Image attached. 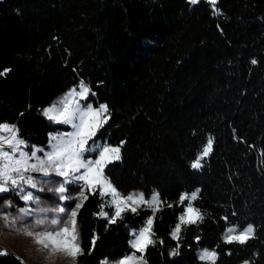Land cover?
Here are the masks:
<instances>
[{
    "label": "trees",
    "instance_id": "16d2710c",
    "mask_svg": "<svg viewBox=\"0 0 264 264\" xmlns=\"http://www.w3.org/2000/svg\"><path fill=\"white\" fill-rule=\"evenodd\" d=\"M0 73V123L28 145H47L56 126L41 109L77 82L108 106L98 136L123 145L104 174L122 194L156 191L173 205L156 213L147 264H204L199 248L215 250L216 264H264V0H0ZM195 190L203 220L173 239L180 196ZM86 195L75 264L132 254L150 209L109 224L95 215L101 204L112 215L107 196ZM232 225L253 237L226 243ZM0 251V264H25Z\"/></svg>",
    "mask_w": 264,
    "mask_h": 264
},
{
    "label": "snow or ice",
    "instance_id": "6c2138e0",
    "mask_svg": "<svg viewBox=\"0 0 264 264\" xmlns=\"http://www.w3.org/2000/svg\"><path fill=\"white\" fill-rule=\"evenodd\" d=\"M191 4H197L198 0H189ZM209 3L215 9L217 0H209ZM252 63H256L255 60ZM7 70H5L6 72ZM3 74V73H0ZM91 93V89L81 81L78 89H71L58 104L44 110V115L55 123L70 125L72 132L50 135L49 143L51 150L44 152L43 157L37 156V152H43V149L33 148L31 154L25 152L26 142L19 138V130L15 125L0 123V193L8 192L10 189H16L23 193L21 198L25 202H38V198L32 192H26L25 186L37 191L43 192L35 177L30 173H39L44 177L55 175L62 178L57 186L48 188L58 195L60 201L72 199L67 195V185L73 182L81 183L79 195L75 197L78 201L75 207L68 211L65 207L43 208L41 212H53L57 216L48 220L45 218L36 219L34 227H44L43 231H33L28 226H24L19 231L32 237L34 242L41 245L42 248L50 254L62 253L71 258L75 264L78 256L83 255V249L79 242V230L77 225L78 212L87 200L86 191L95 193L99 190V195L103 199L110 196L108 202L110 207L114 208V213L109 216L104 211V204L100 205V212L96 213L100 217L106 218L109 224H114L123 217L126 212L138 214L140 208L150 209L152 215L149 216L144 226L133 233V239L130 241L132 249L131 255H126L118 261V264H147L144 253L147 248L156 243L154 239L153 225L156 213L161 211L164 206L171 208L172 204L165 205L160 199L159 193L154 194L151 199H145L143 193H133L127 196L121 193L112 185L104 175V169L107 164L121 159L120 145L104 144L98 147V155L95 159L85 158V153L96 149L90 148L89 141L93 140L97 132L107 123L109 119L108 106L101 104L99 107H93L88 104L83 107L80 103ZM94 95V93H91ZM213 139L210 137L203 147V150L192 163L194 169L200 168L201 160L207 157L212 150ZM23 146V147H22ZM34 161V162H33ZM46 183V182H45ZM198 191L191 195L184 193L180 196L179 202L183 204L188 201L184 211L179 216V222L172 231L173 239L179 240L182 226L193 225L203 220V215L198 208L192 204L198 196ZM20 216H3V219L9 222V226L16 225L18 220L31 215L32 210L27 208L19 209ZM59 214H65L66 219H61ZM254 235V229L249 226L243 231L237 232L235 228H229L224 236L226 243L237 242L245 244ZM97 237L93 234L92 245L95 247ZM199 240V237H197ZM163 243V241H161ZM178 251V249L176 250ZM176 251L172 254L175 255ZM139 253L140 255H137ZM0 254H7L6 251H0ZM218 253L215 250L205 249L199 256L204 264H216Z\"/></svg>",
    "mask_w": 264,
    "mask_h": 264
},
{
    "label": "rangeland",
    "instance_id": "374dc122",
    "mask_svg": "<svg viewBox=\"0 0 264 264\" xmlns=\"http://www.w3.org/2000/svg\"><path fill=\"white\" fill-rule=\"evenodd\" d=\"M79 84H80V82H77L74 85L67 88L66 90H64L63 92H61L60 94H58L47 106H45L43 109H41V114L44 117H46L43 114L44 110L51 107L54 104H58V102L61 100V98H63L71 89H73V88L78 89ZM88 97H89V95H88ZM88 97L86 99L80 101V103L83 107H86L88 104H92L93 107H99L101 105V104L94 105L91 101H87ZM49 121L51 124L56 126L55 130L49 134V138H50V135L63 134V133H68V132L73 131V129L70 125L55 123L52 120H49ZM104 144H108V143L105 142L101 136H98V132H97V134L93 138V140L89 141L90 148H93L96 150L89 151V152L85 153V158L95 159L96 156L98 155V147L102 146ZM113 146H116V145H113ZM34 147L44 150L43 152H37V156H39V157H43L44 152L51 150L49 141H48L46 146L28 145L26 143V147H23V150L25 152L31 154ZM30 174L33 177H35V179L40 184V186L44 187L45 190L43 192H40V191H37L35 189H31V188H28L27 186H25V191L26 192H29V191L32 192L33 195L38 198V202H32V201L25 202V201H23V199L21 198L23 193H19L18 190L15 193H11V194H16V198H14L12 195H10V196L8 195V197L4 199L2 205H0V245L5 250L14 253L25 264H73V261L71 260V258L64 256L62 253L50 254L48 251L44 250L41 245L36 244L32 237L25 235L22 231H19L18 229H21L24 226H28L33 231H43L44 227H48L47 225L41 226V227H34L35 220L40 219V218H45V219L50 220V219L56 217L57 214L53 213V212L44 213V212H41L40 209H43V208L51 209V208H56V207H65L68 211H71V209L74 208L75 204L78 202L75 199V197H77L79 195V192L81 190V183L80 182H73V183L68 184L67 185V188H68L67 195H69L70 197H73V198L69 199L67 201H60L58 195L52 191H48V188H52V187L57 186L58 183L62 181L61 177H58L55 175L44 177L41 174L35 173V172L30 173ZM107 178L112 183V185L115 187L113 180L109 177H107ZM196 191L197 190H195L193 192H196ZM88 192L89 191H86V194ZM193 192H190L187 194L191 195V193H193ZM6 193H8V192H6ZM133 193H143V191L142 190H135V191H131L128 194H122L121 193V195L127 196V195L133 194ZM156 193H157L156 191H153L149 196H145V194L144 193L143 194H144L145 199H151V197ZM110 199H111V197L107 196L108 202L110 201ZM187 203H188V201H186L184 208L186 207ZM108 205H109V203H108ZM20 208L31 209L32 214L23 217V219H21V220H18L16 225L9 226V222L4 220L3 216L7 215L10 218L11 217H18V216H20V212H19ZM112 209H113V211H112V214H113L114 208L112 207ZM151 215H152V212H151ZM59 217L61 219L67 218L65 214H59ZM178 222H179V220H178ZM229 228H235L237 232L243 231V230H238L236 226L232 225V226L227 227V229L224 231V234H223L224 236L227 233V230ZM173 229H172V231H173ZM139 230L133 231L132 233L138 232ZM172 231H171V235H172ZM204 250L205 249L199 248L196 251L197 256L199 257L200 254L202 253V251H204ZM209 251H211V250H209ZM129 255H131V254H129ZM122 258L123 257H120V258H118L116 260H112V261L106 260L103 262V264H118V261Z\"/></svg>",
    "mask_w": 264,
    "mask_h": 264
},
{
    "label": "built area",
    "instance_id": "2783aa9c",
    "mask_svg": "<svg viewBox=\"0 0 264 264\" xmlns=\"http://www.w3.org/2000/svg\"><path fill=\"white\" fill-rule=\"evenodd\" d=\"M16 127V126H15ZM17 190L16 189H10L8 192H16ZM5 250V249H4Z\"/></svg>",
    "mask_w": 264,
    "mask_h": 264
},
{
    "label": "crops",
    "instance_id": "0c3cea01",
    "mask_svg": "<svg viewBox=\"0 0 264 264\" xmlns=\"http://www.w3.org/2000/svg\"><path fill=\"white\" fill-rule=\"evenodd\" d=\"M2 205V204H1Z\"/></svg>",
    "mask_w": 264,
    "mask_h": 264
}]
</instances>
